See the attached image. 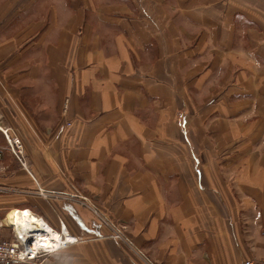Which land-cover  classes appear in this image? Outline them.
Here are the masks:
<instances>
[{
	"label": "crops",
	"instance_id": "0c3cea01",
	"mask_svg": "<svg viewBox=\"0 0 264 264\" xmlns=\"http://www.w3.org/2000/svg\"><path fill=\"white\" fill-rule=\"evenodd\" d=\"M0 116V241L74 239L13 264H145L81 197L155 264L264 259V0H0Z\"/></svg>",
	"mask_w": 264,
	"mask_h": 264
},
{
	"label": "built area",
	"instance_id": "2783aa9c",
	"mask_svg": "<svg viewBox=\"0 0 264 264\" xmlns=\"http://www.w3.org/2000/svg\"><path fill=\"white\" fill-rule=\"evenodd\" d=\"M3 136L6 138V141L9 145L10 151L16 156V158L22 163V143L19 138L11 134L10 129L1 130ZM41 193V192H40ZM85 207L93 213L98 221V223L106 228L109 232L108 237L116 241L126 248H128L132 253H134L138 258H140L145 264H155L152 262L142 250L134 243L132 238L128 236L126 227L115 223L109 219V217L103 214L99 208L93 204L89 199L81 197L80 198ZM14 242L0 241V264H13L17 262L24 261H35L39 258L47 256L54 253L55 251L61 249L65 245L74 241L73 238L68 239L61 235V232L58 233L60 241L54 247H45L43 245L38 246L37 249L34 248L36 244L37 233L31 229L21 228V231H15ZM44 237L49 236V233H43ZM242 264H264V259L260 260H244Z\"/></svg>",
	"mask_w": 264,
	"mask_h": 264
},
{
	"label": "bare ground",
	"instance_id": "6f19581e",
	"mask_svg": "<svg viewBox=\"0 0 264 264\" xmlns=\"http://www.w3.org/2000/svg\"><path fill=\"white\" fill-rule=\"evenodd\" d=\"M11 221L15 227H22L26 229H31L37 233L36 244L34 248L37 249L38 246L43 245L45 247H55L60 241L58 233L50 231L44 224L35 218L34 216L28 215L26 212H15L10 216ZM49 233V236L44 237L43 233ZM68 239V237H67Z\"/></svg>",
	"mask_w": 264,
	"mask_h": 264
},
{
	"label": "rangeland",
	"instance_id": "374dc122",
	"mask_svg": "<svg viewBox=\"0 0 264 264\" xmlns=\"http://www.w3.org/2000/svg\"><path fill=\"white\" fill-rule=\"evenodd\" d=\"M19 23H20V27L22 26H24V24H26V22L24 21V20H19ZM24 56H25V54H24ZM10 115V111L8 110L7 111V116H8V118L10 119L11 118V116H9ZM1 117V116H0ZM5 129H10V128H5V127H1L0 126V136H1V130H5ZM3 134V133H2ZM12 134H15L16 135V133L13 131L12 132ZM15 135H13V136H15ZM1 139V138H0ZM4 140H5V142H6V144H7V147L9 148V145H8V143H7V141H6V138L4 137ZM0 144H1V141H0ZM86 209L88 210V208L86 207ZM92 215L95 217V215L92 213ZM96 218V217H95ZM110 219V218H109ZM111 220V219H110ZM111 221H113V220H111ZM114 222V221H113ZM116 223V222H115ZM119 224V223H118Z\"/></svg>",
	"mask_w": 264,
	"mask_h": 264
},
{
	"label": "trees",
	"instance_id": "16d2710c",
	"mask_svg": "<svg viewBox=\"0 0 264 264\" xmlns=\"http://www.w3.org/2000/svg\"><path fill=\"white\" fill-rule=\"evenodd\" d=\"M1 136L3 137V134L1 133ZM4 138V137H3Z\"/></svg>",
	"mask_w": 264,
	"mask_h": 264
}]
</instances>
